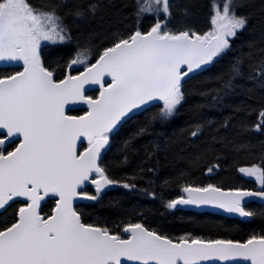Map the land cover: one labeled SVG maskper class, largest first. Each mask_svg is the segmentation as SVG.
Here are the masks:
<instances>
[{
  "label": "snow or ice",
  "instance_id": "snow-or-ice-1",
  "mask_svg": "<svg viewBox=\"0 0 264 264\" xmlns=\"http://www.w3.org/2000/svg\"><path fill=\"white\" fill-rule=\"evenodd\" d=\"M125 7L118 0H0V264H264V213L253 224L258 213L247 207L264 204V32L247 51L236 43L257 12L264 27V0L258 8L209 0L207 30L191 22L198 6L190 2L134 0L128 16ZM212 69L205 79L214 86L196 90L205 104L193 110L228 107L229 115L193 119L179 136L156 131L187 103L190 81ZM237 89L244 99L228 104ZM130 123L136 126L117 143ZM206 131L191 166L212 175L228 150L247 151L256 138L257 158L238 168L256 186L198 183L188 170L166 198L174 179L161 185L153 178L158 154L179 137L192 147ZM126 168L130 174H118ZM120 190L108 215L78 207L102 205ZM130 193L173 211L216 206L249 230L242 239L173 236L138 206L126 207Z\"/></svg>",
  "mask_w": 264,
  "mask_h": 264
},
{
  "label": "trees",
  "instance_id": "trees-1",
  "mask_svg": "<svg viewBox=\"0 0 264 264\" xmlns=\"http://www.w3.org/2000/svg\"><path fill=\"white\" fill-rule=\"evenodd\" d=\"M119 3L124 4L126 7L123 9L125 16L132 10L134 0H118ZM180 4L192 3L198 7L193 9L194 15L190 17L191 22L195 27L201 30H207L209 26L208 20V4L209 0H178ZM259 7L262 0H246ZM251 11V9H247ZM183 10H178L177 19L182 20ZM130 19V17H129ZM147 23V21H145ZM264 32V27L261 25V17L257 12L253 18L249 30L243 33L241 38L236 42L237 46H244V50L247 51V44L255 41L259 43L261 40V34ZM232 53L231 55H234ZM217 69H212L209 73H204L202 76L195 78L190 81L191 94L187 98V103L180 110V113L175 117L173 122L169 125L156 126V131L167 133L171 136L176 133L179 136L181 129L186 128L193 119L203 117L211 119L213 121H219L229 115L230 108L225 107L224 109H213L207 106L203 107L199 113L193 110L197 104H205V100L201 97L197 89H206L214 86L211 81L205 78L214 75ZM238 84L246 85L247 82L238 80ZM244 99V95L241 89H237V94L228 101V104H234ZM145 116L142 114L138 117L137 123L143 121ZM236 121L233 122L235 127ZM136 126L135 123H130L126 126V131L121 137H117L116 141H119L123 136L127 135L128 131H131ZM209 140V134L206 131L205 135L201 138V141L195 142L192 147H188L187 143L182 137H179L176 141H173L172 146L168 152H161L157 158L159 162V171L153 177L157 184H163V181L169 178H173L174 182L164 186V192L167 194L166 198L174 197L180 190V185L184 182L183 180L175 179L180 176L182 172L191 170V175L188 177L190 180H195L198 183H216L224 187L233 185H243L247 187H255L254 178H250L238 172V168L257 158L259 152V145L256 143L254 138L255 147L249 148L247 151L234 152L228 150L226 153L227 158L221 161V168L212 175L202 173L200 168H193L190 163V156L192 153L199 151ZM140 143H143L141 141ZM115 151V149H114ZM143 154L141 153V156ZM112 154H109L111 158ZM140 162V157L134 159V164ZM148 167L152 166V163L147 164ZM131 168H126L118 171L119 175L124 172L131 173ZM140 186L144 187L145 182L141 181ZM158 192L159 188L156 189ZM120 191H109L107 196L104 198L102 205H81L80 207L86 213H92L94 215L105 216L108 215L113 209L109 205V200L113 197H120L122 192ZM125 206H138V211L143 212L144 216L153 224V226L163 225L164 230L173 236H179L185 231L192 232L195 235H202L214 238H237L242 239L246 236L249 230V224L246 221L238 219H230L222 216L212 215L208 213H193L184 211H168L159 199H152L150 197L141 196L138 193H130L125 198ZM249 209L255 210L258 215L253 224H259L262 217L259 213H264V206L257 204L247 205Z\"/></svg>",
  "mask_w": 264,
  "mask_h": 264
},
{
  "label": "water",
  "instance_id": "water-1",
  "mask_svg": "<svg viewBox=\"0 0 264 264\" xmlns=\"http://www.w3.org/2000/svg\"><path fill=\"white\" fill-rule=\"evenodd\" d=\"M85 203H88V202H84V203H81L79 205H82ZM249 204H257V205L264 206V204H261L257 201H252ZM169 211H173V210H169ZM181 211H190V212H194V213H208V214L218 215V216H222V217H226V218H235V219L244 220L243 218L239 217L238 214L228 213L223 209H220L216 206H211V205L200 206V207L187 206V207L183 208V210H181Z\"/></svg>",
  "mask_w": 264,
  "mask_h": 264
},
{
  "label": "flooded vegetation",
  "instance_id": "flooded-vegetation-1",
  "mask_svg": "<svg viewBox=\"0 0 264 264\" xmlns=\"http://www.w3.org/2000/svg\"><path fill=\"white\" fill-rule=\"evenodd\" d=\"M90 191H93V189H89ZM84 205H92L91 203H87V204H84ZM80 206V205H79ZM241 221H243V220H241Z\"/></svg>",
  "mask_w": 264,
  "mask_h": 264
}]
</instances>
